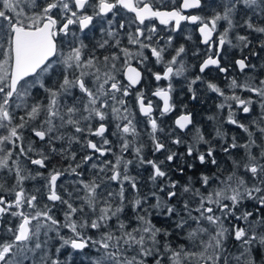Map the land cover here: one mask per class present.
<instances>
[{"label": "snow or ice", "instance_id": "obj_1", "mask_svg": "<svg viewBox=\"0 0 264 264\" xmlns=\"http://www.w3.org/2000/svg\"><path fill=\"white\" fill-rule=\"evenodd\" d=\"M184 22L206 46L191 53L203 57L195 75L175 35ZM253 33L264 50V0H0V264H264V79L226 76L229 95L205 77L228 73L225 46L243 52ZM234 63L241 73L257 68L247 56ZM181 79L191 101L201 84L222 98L227 115L214 136L187 104L166 128ZM26 132L41 147L25 143ZM74 144L90 154L78 160ZM56 157L69 163L50 167ZM134 164L151 169L146 184ZM37 179L43 194L24 187Z\"/></svg>", "mask_w": 264, "mask_h": 264}, {"label": "flooded vegetation", "instance_id": "obj_2", "mask_svg": "<svg viewBox=\"0 0 264 264\" xmlns=\"http://www.w3.org/2000/svg\"><path fill=\"white\" fill-rule=\"evenodd\" d=\"M177 2H179V0H177ZM192 11L193 14H202V15H210L211 13L208 11L205 12H201L200 10H190ZM181 29H182V34H175L177 35V41L178 43H185L186 47L188 49V55L186 56V62L188 63H192V64H197V72H198V65L200 63V60L203 58L202 55L200 58L194 57L192 56V51H194L195 49L199 48L201 49V52L203 53V50L205 49V45H203L201 43V38L199 36V32L196 30V26L195 25H190L187 22L182 23L181 25ZM191 35L192 39L190 41H185L184 40V36L186 35ZM243 34V33H242ZM96 39L99 40L101 39L100 33L97 31L96 32ZM250 38L253 40L252 45H250V47L248 49H244L243 52H241L238 48L234 49V48H230L227 45L225 46V58L222 60V66L229 68V72L228 73H220L218 70H216L215 68L209 69L207 70V72L205 73V77H210L216 73H219L222 77H235L238 76L239 73H241L238 69V67L235 65L234 61L236 59H240L242 58V56H247L250 60L251 63L256 64L257 68L255 70L251 69V73L255 76H261L264 73V70L262 69V67H260V63H264V50H262L259 46V42L256 38V34H251ZM126 42V41H125ZM235 42V41H234ZM255 52L257 53V55H252V53ZM104 54H107L106 52ZM150 79V78H149ZM161 86H164L166 84V82L162 81L160 82ZM184 81L178 80L175 82V88L176 91L173 93V97L174 100L176 102L177 108L176 111H174L173 113H171L169 116L165 117V126L166 128L168 126H171L173 124V121L176 119V117L180 114L181 111H184L185 109L182 108V104H187L188 108L187 111H191L194 114V122L196 120V112H194V101H191L189 99L190 94L187 92L186 87H183ZM155 82L152 81L150 84V87H152L153 89L155 88ZM197 87H200V85H198ZM78 94V93H77ZM154 103L156 104H160L162 102H160L157 98L152 97ZM130 102L132 100V98H129ZM253 109H255V106H253ZM199 113V112H198ZM158 115V113H157ZM238 115V113H237ZM138 119H142L140 117H138ZM141 133H142V138H145L147 135L145 134L146 131V126L145 125H141ZM114 130V127L110 125L109 127V133H107L106 135H108V138L110 140L113 141V144L115 145L114 147V151L119 152V142L116 140L115 137H113L110 133ZM93 140H98L99 138L96 137H90ZM185 139H188V137H185ZM75 151L77 152V158L79 160V158L85 154H90V150L87 149H81L80 145H77L75 147ZM146 155V153H145ZM149 156L152 155V152L148 153ZM104 159H109V160H113L115 159V157H113L112 155H108L107 157H105ZM125 159H133L132 154L129 153H125ZM151 172V169L147 166L145 167H141V168H137L134 165L130 166V173L132 175H138V179L140 180V183L142 185L147 183V178L149 176ZM85 173H89L87 170ZM110 174V173H109ZM115 184V183H113ZM113 184L111 185L112 188ZM150 186V185H149ZM147 187H145L144 189H146ZM115 189V188H114ZM118 191V188L116 189Z\"/></svg>", "mask_w": 264, "mask_h": 264}, {"label": "trees", "instance_id": "obj_3", "mask_svg": "<svg viewBox=\"0 0 264 264\" xmlns=\"http://www.w3.org/2000/svg\"><path fill=\"white\" fill-rule=\"evenodd\" d=\"M188 63V62H187ZM189 65H195V67H193L189 73V75H195L197 73V64H192V63H188ZM264 63H260L259 65L261 66ZM264 70V68H262ZM229 79L231 77H228ZM235 78L243 83L246 80H249L250 78H254L257 82L259 79H264V73L261 76H255L251 73V69H247L244 73H239L238 76H235ZM206 79L211 80L215 83H217L221 88H223L226 92V94H231V90L228 89L227 85L229 83V79H226L225 77H222L219 73H216L210 77H207ZM200 89L198 95H199V99L197 101H194V112H196V120L195 123L202 129V131L204 132V134L208 137H212L214 136V129L217 126V124L219 123V121H222L223 119L226 118L227 115V109H225L223 111V113H220L217 105L220 104L222 102V98L218 97L217 94L215 93H211L209 91H207L204 87V85H200V87H198ZM236 94L241 95L242 97H248L251 96V93L248 92H243L240 91L239 89L236 90ZM42 95V94H41ZM255 99V97H253ZM255 109H253V114L252 116H258L260 113V109L258 107V105H254ZM199 112V113H198ZM209 116H217V120L213 121V120H209L208 117ZM238 118L240 119V121L242 123H249V120L251 117L246 116L245 114H243L242 112H238ZM223 128L225 130L228 131L229 136L231 135H236L238 138H240V141L243 142L244 139H246V135L239 129L235 128L232 125H228V124H223ZM26 136V141L25 143H27L28 139H32L36 141L35 147L39 148L41 147V142L38 140V138L34 137L31 135L30 132H26L25 133ZM146 147H145V157L146 159H154L155 157L153 156V154L151 156L148 155L149 152H152L151 150V143L148 140V137L146 136L145 138H142V141ZM59 146V145H57ZM77 145H73L72 148L75 151V147ZM131 153V152H130ZM157 156H159V154H156ZM220 156L223 157V153H220ZM23 160V158H21ZM78 159V158H77ZM24 163H27L26 161ZM69 163V161H64L61 160L59 157H56L53 159V161L50 164V167L52 165H56L57 167H66L67 164ZM28 167L31 168L33 171L36 170V166H32L31 164H28ZM39 171L45 172V175L47 174L46 170L44 169H39ZM89 175V173H85V176L87 177ZM66 178H62V181L65 180ZM12 181L9 180V183H11ZM43 180L37 179V180H29V181H25L24 183V187L27 191H33L36 187H41V193H45L46 190L42 188L43 185ZM60 183V182H58ZM65 187L68 188L69 191H71V187L68 184H65ZM112 188L114 191H117L116 189L118 188L117 184H113ZM143 191H146V189H142ZM58 191H61L63 193V189H58ZM130 192V190H129ZM40 203L41 206L44 203H48L47 199H46V195H42V197L40 198ZM54 214L57 216V218L59 219H63V206L59 205L57 203L56 208L53 209ZM159 226V225H158ZM233 251H235V248H232Z\"/></svg>", "mask_w": 264, "mask_h": 264}, {"label": "rangeland", "instance_id": "obj_4", "mask_svg": "<svg viewBox=\"0 0 264 264\" xmlns=\"http://www.w3.org/2000/svg\"><path fill=\"white\" fill-rule=\"evenodd\" d=\"M227 113V112H226Z\"/></svg>", "mask_w": 264, "mask_h": 264}]
</instances>
